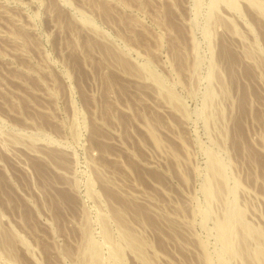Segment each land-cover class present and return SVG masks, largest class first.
Segmentation results:
<instances>
[{
  "label": "rangeland",
  "instance_id": "rangeland-1",
  "mask_svg": "<svg viewBox=\"0 0 264 264\" xmlns=\"http://www.w3.org/2000/svg\"><path fill=\"white\" fill-rule=\"evenodd\" d=\"M238 3L0 0V264H78L87 224L109 257L103 215L146 241L122 264H206L202 241L245 264L216 227L231 206L264 232V12Z\"/></svg>",
  "mask_w": 264,
  "mask_h": 264
},
{
  "label": "bare ground",
  "instance_id": "bare-ground-1",
  "mask_svg": "<svg viewBox=\"0 0 264 264\" xmlns=\"http://www.w3.org/2000/svg\"><path fill=\"white\" fill-rule=\"evenodd\" d=\"M220 0H212V7H216ZM264 12V0H249ZM230 6L237 8L238 0H227ZM90 23L89 18L85 17ZM140 70L150 77L155 84L164 91L165 95L171 103L179 110L186 113L184 104L175 91L170 88L164 81L163 77L154 70L149 62L140 64ZM213 95V92H210ZM152 135L156 142L160 144L162 141L157 136L154 128L151 129ZM209 168L211 177L203 183V191L208 200L212 201L218 196H222L227 190L228 176L225 164L222 158L213 151L209 153ZM231 189V187H230ZM212 215V209L208 206L204 212V218ZM101 223L105 240L108 241L111 253L109 257H105L101 244L93 237L90 226H85V242L80 250L78 264H122L125 259V248L129 247L143 260H148L146 253V241L137 235L130 228L122 226L119 238H116L109 226L107 216H101ZM216 227L223 247L233 255H245L247 261L245 264H264V232L258 227L252 226L242 217V211L231 206L227 207L223 215L217 216ZM253 238L256 243L252 245L250 239ZM241 239L243 245L238 247L236 240ZM202 248L206 264H228L224 257H215L211 252L206 241H202Z\"/></svg>",
  "mask_w": 264,
  "mask_h": 264
}]
</instances>
